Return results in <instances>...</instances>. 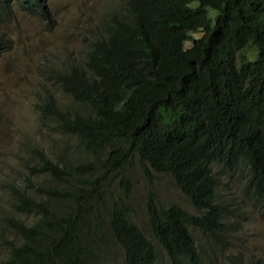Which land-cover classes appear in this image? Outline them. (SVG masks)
<instances>
[{
    "label": "trees",
    "instance_id": "16d2710c",
    "mask_svg": "<svg viewBox=\"0 0 264 264\" xmlns=\"http://www.w3.org/2000/svg\"><path fill=\"white\" fill-rule=\"evenodd\" d=\"M118 2L81 60L63 52L38 72L80 105L42 89L39 128L66 134L81 154L53 160L27 142V172L50 183L5 184L0 264H236L238 211L219 173L264 217V0ZM13 3L53 21L45 0H0V22L14 21ZM8 41L0 33L2 51ZM134 161L149 181L143 211L157 246L133 220L125 171ZM155 173L170 176L194 213L157 201Z\"/></svg>",
    "mask_w": 264,
    "mask_h": 264
},
{
    "label": "rangeland",
    "instance_id": "374dc122",
    "mask_svg": "<svg viewBox=\"0 0 264 264\" xmlns=\"http://www.w3.org/2000/svg\"><path fill=\"white\" fill-rule=\"evenodd\" d=\"M113 1L116 0H45L53 18L49 25L13 3L14 21L9 25L0 22V33L10 40L7 49H0V198L6 191L5 184L9 182L25 185V179L28 177L34 186L50 183L46 175H31L27 172L24 162V158L29 155L27 142L42 147L53 160L58 154L70 158L81 154V151L70 143L66 134L39 128L34 104L38 101V96L42 95V89L51 90L60 101L71 100H67V95L38 72H41L44 62L55 60L54 56L63 52V61L81 60L94 32L92 29L100 26L104 13L107 10L109 12ZM117 3L120 4L118 0ZM208 14L212 17L213 11ZM71 103L73 108L80 107L73 101ZM126 174L132 180L130 202L134 209L133 220L143 228L145 235L152 239L143 211L149 181L139 171L136 161L126 169ZM218 177L225 183L223 187H226V191L232 194L229 201L232 200L233 207L237 208L235 212L238 211L235 218L239 224V239L235 242L232 252H240L242 259L236 264H246L248 258L264 261V217L249 207L241 197L238 192V180L234 176L219 173ZM151 189L161 205L176 203L187 212L194 213L188 199L169 175L155 173ZM28 190L36 192L34 188ZM3 206L5 201L0 199V209ZM16 216L25 223H31L35 219V216L29 214ZM192 234L199 236L194 228ZM4 235L11 237L7 232ZM152 241L157 246L153 239ZM4 254V245L0 242V257H4ZM231 260L219 264H232ZM117 264H122L120 258H117Z\"/></svg>",
    "mask_w": 264,
    "mask_h": 264
}]
</instances>
